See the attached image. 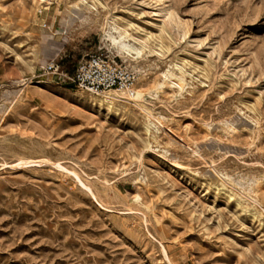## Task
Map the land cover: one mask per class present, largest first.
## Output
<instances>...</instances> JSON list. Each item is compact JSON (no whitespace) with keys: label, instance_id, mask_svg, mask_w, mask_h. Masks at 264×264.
<instances>
[{"label":"rangeland","instance_id":"374dc122","mask_svg":"<svg viewBox=\"0 0 264 264\" xmlns=\"http://www.w3.org/2000/svg\"><path fill=\"white\" fill-rule=\"evenodd\" d=\"M0 264H264V0H0Z\"/></svg>","mask_w":264,"mask_h":264},{"label":"built area","instance_id":"2783aa9c","mask_svg":"<svg viewBox=\"0 0 264 264\" xmlns=\"http://www.w3.org/2000/svg\"><path fill=\"white\" fill-rule=\"evenodd\" d=\"M44 74L93 96L132 95L138 81L136 74L126 65L102 52L83 58L72 75L67 74L59 62L48 64Z\"/></svg>","mask_w":264,"mask_h":264},{"label":"bare ground","instance_id":"6f19581e","mask_svg":"<svg viewBox=\"0 0 264 264\" xmlns=\"http://www.w3.org/2000/svg\"><path fill=\"white\" fill-rule=\"evenodd\" d=\"M113 41L115 42V43H118V41L115 39V38H113ZM122 45V49H123V51H125L126 53H128V54H131L132 53V48L131 47H129V46H127V45H125V44H121ZM180 80V79H179ZM34 84V83H33ZM111 96V95H110ZM142 96H143V93L140 91V90H136V91H134L133 93H132V95H130L129 97H127L126 98V96H123V97H116V98H113V99H111L110 98V101L111 100H114V101H117V100H127V101H139L140 99H142ZM107 100H109L108 98H107ZM110 104L112 105L113 103L112 102H110Z\"/></svg>","mask_w":264,"mask_h":264}]
</instances>
